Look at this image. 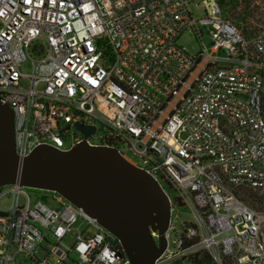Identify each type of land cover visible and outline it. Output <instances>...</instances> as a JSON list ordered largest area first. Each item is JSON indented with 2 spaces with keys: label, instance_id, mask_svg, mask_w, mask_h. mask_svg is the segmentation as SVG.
Returning a JSON list of instances; mask_svg holds the SVG:
<instances>
[{
  "label": "built area",
  "instance_id": "2783aa9c",
  "mask_svg": "<svg viewBox=\"0 0 264 264\" xmlns=\"http://www.w3.org/2000/svg\"><path fill=\"white\" fill-rule=\"evenodd\" d=\"M0 102L20 159L82 141L138 155L169 205L154 264H264V213L238 194L264 192V30L245 34L220 0H0ZM27 189L0 187V264H130L81 208Z\"/></svg>",
  "mask_w": 264,
  "mask_h": 264
},
{
  "label": "water",
  "instance_id": "95a60500",
  "mask_svg": "<svg viewBox=\"0 0 264 264\" xmlns=\"http://www.w3.org/2000/svg\"><path fill=\"white\" fill-rule=\"evenodd\" d=\"M75 128L84 136L94 133L92 126ZM8 184L60 194L116 237L130 264H154L165 249L169 205L151 176L115 147L85 141L68 150L38 145L20 159L13 112L0 102V187ZM150 231H157V240Z\"/></svg>",
  "mask_w": 264,
  "mask_h": 264
},
{
  "label": "rangeland",
  "instance_id": "374dc122",
  "mask_svg": "<svg viewBox=\"0 0 264 264\" xmlns=\"http://www.w3.org/2000/svg\"><path fill=\"white\" fill-rule=\"evenodd\" d=\"M221 4L226 10L227 15L233 13L232 15L238 16L237 19H234V21L241 27L245 25L248 29L247 34L258 33L264 30V0H222ZM191 9L195 16H201L204 13L203 8L198 5L192 6ZM203 41L209 51L211 46L210 38L205 33ZM177 42L180 45L184 46V48L189 53L193 54L197 53L201 46L200 42L189 30H184L183 32H181L177 37ZM124 155L130 161L136 163V166L140 165L138 155L131 150H125ZM27 194L29 195L31 201L36 198H42L41 196H44V198L47 197V199H45L44 201L47 202L48 205L52 207L58 206V203L52 198V194L50 191H34L32 189H27ZM238 194L251 207H253L257 211L264 213V192L241 189L238 191ZM21 201L23 200L21 199ZM7 204V197L2 196L0 198V208L5 209L7 207ZM181 218L182 216L179 217V219ZM85 221L86 220L83 217H78L74 226H81ZM262 229L264 231V224L262 226ZM69 264H72V262H69Z\"/></svg>",
  "mask_w": 264,
  "mask_h": 264
},
{
  "label": "trees",
  "instance_id": "16d2710c",
  "mask_svg": "<svg viewBox=\"0 0 264 264\" xmlns=\"http://www.w3.org/2000/svg\"><path fill=\"white\" fill-rule=\"evenodd\" d=\"M222 1V0H221ZM233 13H230V14H228L230 17H231V19L234 21V19H237V15H232ZM242 29H243V31H244V33L245 34H247L248 33V29H247V27L245 26V25H243L242 26Z\"/></svg>",
  "mask_w": 264,
  "mask_h": 264
}]
</instances>
